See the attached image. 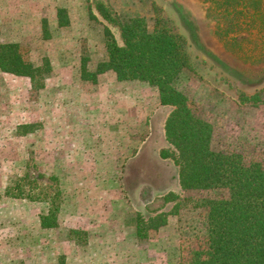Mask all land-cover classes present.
<instances>
[{
  "label": "rangeland",
  "instance_id": "obj_1",
  "mask_svg": "<svg viewBox=\"0 0 264 264\" xmlns=\"http://www.w3.org/2000/svg\"><path fill=\"white\" fill-rule=\"evenodd\" d=\"M203 1L0 0V45L17 41L34 67L53 69L34 89L0 70V264H180L201 233L191 199L205 194L183 193L178 167L161 157L174 109L147 83L80 76L81 58L95 71L108 60L106 28L123 45L109 19L144 18L151 32L168 19L193 66L177 87L212 125L213 148L264 165V0H230L244 4L232 23ZM60 8L68 29L53 25ZM32 114L49 121L26 124ZM50 210L59 226L42 229Z\"/></svg>",
  "mask_w": 264,
  "mask_h": 264
},
{
  "label": "trees",
  "instance_id": "obj_2",
  "mask_svg": "<svg viewBox=\"0 0 264 264\" xmlns=\"http://www.w3.org/2000/svg\"><path fill=\"white\" fill-rule=\"evenodd\" d=\"M203 2L217 7L219 21L231 23L244 5L230 0ZM64 13L59 11L65 26ZM109 23L120 29L123 45L106 28L108 60L90 75L83 61L82 78L95 81L97 75L112 71L120 82L140 81L157 88L161 104L174 109L164 127L169 149L161 157L178 167L183 193L205 194L191 199L200 213L201 233L194 236V244L181 250L180 264H264V165L213 148L212 125L196 115L189 98L177 87L180 75L193 70L187 39L162 16L155 18L152 32L144 18L120 24L109 19ZM51 65L47 60L36 68L20 44L0 45V70L29 78L34 88L40 78L44 82L53 72ZM259 96L249 98L254 99L250 102L260 101ZM57 223L56 210L40 217L42 229L55 228ZM164 224L165 220L159 227ZM138 237L144 238L141 227Z\"/></svg>",
  "mask_w": 264,
  "mask_h": 264
},
{
  "label": "crops",
  "instance_id": "obj_3",
  "mask_svg": "<svg viewBox=\"0 0 264 264\" xmlns=\"http://www.w3.org/2000/svg\"><path fill=\"white\" fill-rule=\"evenodd\" d=\"M60 10H65V8H60L59 10H57V14H56V22H54V19H53V25H55L56 27H61V29H68L69 28V26H73V20L72 19H70L71 17L69 16V13H67L68 14V16H66V10H65V13L62 15V17H66L67 18V21H68V23H67V25H63V23H64V21H65V19L63 20L62 18H61V16L59 15V11ZM16 16H15V14H13V13H11V15H10V18L9 19H7V20H9L11 23H13L14 21H16L15 18ZM26 18H27V16H25ZM25 18V19H26ZM13 21V22H12ZM24 21V20H23ZM0 22H1V18H0ZM25 23H27V22H25ZM28 24V23H27ZM41 30H42V33H43V37H44V39H46L45 38V34L48 36V35H50L51 33H50V22H49V20L47 19V18H43L42 19V25H41ZM46 31V32H45ZM6 44H19L17 41H15V42H13V41H11L10 43H6ZM87 59H85V58H81L80 59V61H81V74H80V76H81V78H82V71H83V61H86ZM87 64H88V61H87ZM86 70H87V73H89V75L90 74H92V73H95L96 71L95 70H89V68H88V65H86ZM2 72V71H1ZM112 72V71H111ZM3 73V72H2ZM106 73V72H105ZM114 73V72H113ZM3 74H5V75H8V76H10V77H14V78H17V79H24V78H26V79H29V78H27V77H19V76H15V75H11V74H7V73H3ZM104 74V73H103ZM101 75V74H100ZM100 75H97V80H95V81H92L91 79L90 80H87V78H85V79H83L82 78V80L83 81H86V82H89V83H92V84H96L97 82H98V78H99V76ZM93 77H95V76H93ZM116 79H117V77H116ZM30 80V79H29ZM30 84H29V86L27 87V88H30V89H34V87H33V83H32V81L30 80V82H29ZM118 83H123V82H120V81H118ZM16 89H17V87L16 86H14ZM11 89H13L12 87H10V90ZM42 89H44V90H46V87L44 86ZM41 89V90H42ZM14 92H15V90H14ZM161 103V102H160ZM33 115H35V114H32V116L30 117V115L28 116V119H30L28 122H26V124H31L32 122H34L35 121V119H36V121H39V122H41L42 124H47V122L49 121V117H43V115L42 116H36V117H34ZM23 120L21 119V122H22ZM58 121L60 122L61 120L60 119H58ZM20 122V123H21ZM87 122V121H86ZM85 122V123H86ZM84 125V124H83ZM77 131V130H76ZM29 135H32V133H28L26 136H29ZM70 139V138H69ZM84 149V148H83ZM84 152V151H83ZM81 156H82V154H80ZM48 213H49V211L47 212V213H44V214H42L41 216H45V215H48ZM40 216V217H41ZM40 217H39V219H40ZM57 222H58V212H57ZM57 226H59L58 225V223H57ZM56 226V227H57ZM55 227V228H56ZM55 228H52V229H49V230H53V229H55Z\"/></svg>",
  "mask_w": 264,
  "mask_h": 264
}]
</instances>
